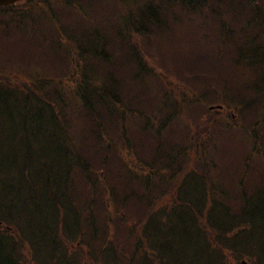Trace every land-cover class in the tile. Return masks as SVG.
<instances>
[{"label": "trees", "instance_id": "16d2710c", "mask_svg": "<svg viewBox=\"0 0 264 264\" xmlns=\"http://www.w3.org/2000/svg\"><path fill=\"white\" fill-rule=\"evenodd\" d=\"M98 3L102 5L87 7L79 0H32L0 7V102L13 100L23 107L16 135L23 148L17 160L28 164L15 177L0 158V264H87L129 258L139 253L143 233L162 237L150 220L167 224L170 215L153 213L157 200L144 194H171L174 186L168 182L184 172L205 194L201 180L212 176V169L219 172L210 190L215 197L208 212L199 213L207 217L218 201L226 212L216 224L215 237L208 231L204 243L207 252L214 251L213 264H227L232 250L241 258L254 255L257 264H264L260 256L264 246L257 252H237L235 241L230 244L237 234L228 235L240 221L231 217L229 211L235 207L225 202L228 193L219 185L220 179L226 185L234 183L231 191L240 199L236 214L245 218L248 208L243 201L251 197L258 204V219L263 218L264 0ZM87 8L93 10L89 17ZM86 18L114 23L117 39L110 51L105 50L107 40L98 36L76 45L66 35L65 30H77L78 21ZM42 25L55 33L57 48L64 37L76 52L50 50L49 38L36 36ZM31 30L28 46L43 48L24 53ZM22 68L29 81L20 85L16 79ZM70 83L74 91L67 94ZM135 83L140 85L139 102H133L139 95ZM27 101L36 104L30 112L24 108ZM215 105L234 109L237 125L220 122L221 112L208 109ZM11 119L4 106L0 154L8 138L1 125ZM218 138L228 147H217ZM48 147H54L64 165L61 178L46 158ZM214 155L219 156V165L214 164ZM257 156L263 159L259 165ZM140 175L151 178L140 189L129 187L139 183ZM176 187L170 198V208H176L173 214L186 203L193 207L191 200L177 198L180 186ZM222 201L228 207L221 208ZM42 202L55 211V220L38 228L32 221L27 225L24 217ZM246 219L252 223L251 217ZM170 253L171 258L178 256L176 248Z\"/></svg>", "mask_w": 264, "mask_h": 264}, {"label": "rangeland", "instance_id": "374dc122", "mask_svg": "<svg viewBox=\"0 0 264 264\" xmlns=\"http://www.w3.org/2000/svg\"><path fill=\"white\" fill-rule=\"evenodd\" d=\"M80 3L84 6L87 7H91V6H99L102 5L100 3H98L101 0H79ZM111 5L114 6L113 1L111 2ZM112 6H110L109 8H113ZM117 8H119L120 10H122V7L120 5L117 6ZM93 10L91 8H87L85 10V13L87 15V17L92 15ZM77 22H73L72 25H75ZM78 29L75 31H68L65 30V33L67 36L74 38L75 40V44L76 45H86L88 39L93 38V36H98L100 38V40H107L108 42V47L105 48L106 51H110L111 47L115 44V39H117V34H115V36H113L112 32L114 31V23L110 20V19H93V18H86L85 20H79L78 21ZM36 36L37 37H46L49 38V48L52 51H58L60 52V54H62L63 51H67L69 53H75L76 52V48H70V43L66 40V38L63 37L62 42H63V46L61 45V47L57 48L55 43H54V39L56 38L55 33L54 32H49L47 29H44V26L42 25L40 29H38L36 31ZM33 39V33L32 30L30 31V40L28 41V43L26 44L25 48H24V53L28 50H42L43 46H36V47H29L28 44L30 43V41ZM91 42V41H90ZM94 42H91V44L88 46L89 49L93 48ZM69 48V49H68ZM98 49H101V47H97ZM61 60H57L54 61L52 59H50V62L56 63L59 62ZM24 62H28V60H24ZM48 65V62L45 61V66ZM18 78L20 79H16V82L21 84H24V80L25 81H29V77H28V72L26 71L25 68H22L18 73H17ZM134 87L137 88V91L139 93V95H137L136 98L133 99L134 101L139 102L140 101V85L138 83H135L133 85ZM67 94H70L74 91V89L72 88V84H67ZM18 102L10 100V101H6L5 103L0 102V114H2V111L4 109V106H7L10 111H11V116L12 119L3 123L1 125V128L3 130H6L8 132V138L4 141L3 143V151L0 154V158L3 159V164L6 169L12 173L15 177H18L22 168L24 166H28V164H24L23 162H19L17 160L18 158V152L19 150H21L23 148V143H21L18 138H17V133L19 131V128L17 127V125L21 122V119L24 118V114L21 110V108H23L22 106H19L17 104ZM34 105L35 102L33 101H27L26 106L24 108L28 107V112L32 111V108L34 109ZM230 111H227L226 109H222L220 110L221 112V120L220 122H225L226 124H232V125H237L239 119L236 116V113L234 112V109L229 108ZM25 110V113H26ZM45 116V115H44ZM46 117V116H45ZM206 119L210 120L209 117L206 115ZM235 133V132H233ZM46 138L48 140H53L49 134L46 135ZM241 138L244 141H248V137L246 135L241 134ZM221 138H218V140L216 141L217 147L218 145H222L225 148L228 147V143L227 145L225 144V142H220ZM235 140L233 139V144L235 145ZM248 145H245L244 147H247ZM54 147H48L46 149V158L49 162V164L53 167V171L57 174H59V178L63 177V170H64V165L62 163V161L58 160L55 157V154L53 152ZM245 150V149H244ZM219 156L218 155H214L213 159H214V164L215 165H219ZM221 160V159H220ZM222 163L224 165H227L226 163H228L227 161H225V159L221 160ZM263 161L262 158L258 157L255 160V163L257 165L261 164V162ZM255 163L253 165H255ZM191 165H194L191 164ZM200 167L196 166L194 168V170H199ZM218 169V167H217ZM139 173V172H137ZM136 172L134 174H137ZM218 170L216 169H212V176L208 177L206 175V177L201 180V184L204 185V188H206V190L210 193V190H213V188L215 187V179L217 178ZM151 176H147L144 177L143 175H140L138 178V182L140 183H133V184H128L129 187L131 186H136L137 189H140V187L145 186V184L150 180ZM220 179V178H219ZM239 179L237 177H235V181H238ZM228 182V181H227ZM169 183V182H168ZM229 184H225V182H222V180H219V185L223 186V188L227 191L228 194H224L223 199L225 200V202L227 204H229V207L232 208H237L238 204L240 203V199L238 194H235V192L231 191L234 187V183H230ZM236 183V182H235ZM238 183V182H237ZM236 183V185H237ZM177 184V185H176ZM169 185V184H168ZM170 186H174L173 190H170V193L172 194H176L177 191V187L176 186H180L179 188V195H178V199H180L179 197H181L182 199L187 198H191V201L193 203V205L196 208L200 207V210L203 211L204 214H206V210L204 209V206H202L204 204V197H203V191L201 189V186L198 182H196V180H194L191 183V179H187V175L186 172L182 173L179 176H176L173 178L172 180V184H170ZM238 187V186H237ZM239 189H241V187H238ZM257 188V185L255 183V190ZM255 190L253 191V194L255 193ZM187 193V194H185ZM206 194V198H208V194L207 192H204ZM170 194V195H171ZM256 198V195H255ZM164 199L168 202L170 200L169 196H164ZM260 199L262 200V195L260 197ZM185 201V200H183ZM217 202V199H214V203ZM224 203L222 201V207L221 208H225L228 207L227 204ZM247 204V212L245 210L244 212V217H240L239 214H236L234 211L236 210L235 208L233 210H230L229 213L233 214V220H235L236 222H239V224H237L236 229L231 232L228 236H233L234 233H236L237 235L232 237L230 239V244H233V241H235V246L238 249H243V252L246 251H255L257 252L258 248H261V246H264V216L262 219H258V204H254L253 199L251 197L244 199L243 201V205ZM264 204V202H263ZM183 209H181L179 212L175 213V214H170L168 216L167 219V224H163V225H158V231L159 233L162 235V239H164L162 245L167 246L168 248H176L177 249V254L179 256L180 259V263H176L174 261V264H207L206 261L202 260L204 258H208L209 257V253L207 252L205 245H204V236H208V231H210L211 236L214 235L215 230H216V224L218 223V220L220 217H222L223 215H226V212H222L220 207H219V201H218V205H212L211 209L209 211V214L207 216V219L211 220V223L213 224V227H210L209 225L206 224V227L208 229L207 230H201L199 231L201 236L199 235V233L196 231L198 230V224H202V219L200 221V218L202 217V215L199 213V211L196 208H192L191 212H189L188 210H186L185 206H188V203L183 205ZM262 208V207H261ZM167 206L166 205H161V206H157V208H154L153 210L156 211L158 210L159 212L162 211H166ZM246 209V208H245ZM264 209V208H262ZM179 210V209H177ZM176 211V210H175ZM174 211V212H175ZM194 212H196L198 214V217L194 216ZM182 215V217L178 216ZM247 216L252 218V223L248 225V219ZM56 218V213L55 211L52 209V207L48 204V203H43L41 207L34 211L31 210L25 217V223L28 225V222L32 221L33 225L35 227H42L43 224L48 225L51 224ZM203 220H205V217H202ZM166 221V218H165ZM163 221V222H165ZM250 226V227H249ZM249 227V228H248ZM247 229L248 232L245 235L243 233V230ZM167 234V235H165ZM215 237V235L213 236ZM254 244V246H252ZM185 248H189L190 249V254L189 255H181V252L183 249ZM216 248V247H215ZM237 248H235V251H239ZM218 253V250H215ZM214 251L211 250V253H213ZM235 252L234 250H232V253L229 252L230 256H227V262L225 261V263H229V259L232 258L233 262L232 264H257V259L256 256L254 255H244L242 256V258L240 256H235L233 255ZM161 255H164L167 260L170 262L169 258L166 256V253H162ZM260 256L261 259L263 260L264 263V252L260 251ZM116 259H120L118 257H116ZM100 262V261H99ZM103 262V261H101ZM217 262L215 260V257H210V262L209 264H213ZM34 263V262H33ZM32 264V263H31Z\"/></svg>", "mask_w": 264, "mask_h": 264}, {"label": "water", "instance_id": "95a60500", "mask_svg": "<svg viewBox=\"0 0 264 264\" xmlns=\"http://www.w3.org/2000/svg\"><path fill=\"white\" fill-rule=\"evenodd\" d=\"M15 1H19V0H0V5H8L10 3H13ZM217 108H221L220 106H218ZM212 109V108H210Z\"/></svg>", "mask_w": 264, "mask_h": 264}]
</instances>
